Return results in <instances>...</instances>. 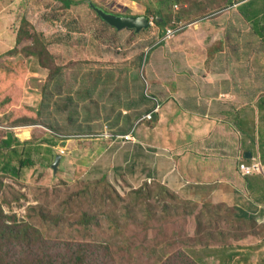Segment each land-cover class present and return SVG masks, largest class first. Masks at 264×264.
<instances>
[{"label":"rangeland","instance_id":"obj_1","mask_svg":"<svg viewBox=\"0 0 264 264\" xmlns=\"http://www.w3.org/2000/svg\"><path fill=\"white\" fill-rule=\"evenodd\" d=\"M90 1L117 15H148L151 24L139 31L106 24L103 11L93 8ZM158 1L81 0L67 7L60 0H0V34L5 36L0 38V69L8 76L14 71L18 80L2 79L0 140L11 131L25 141L20 148L27 146L28 150V141L40 146L39 152L33 151L35 166L26 168L19 179L3 178L5 184L0 185L3 264H37L39 258L49 262L53 255L56 264L66 257L68 263L70 254L77 252V246L70 243L82 240L102 242L113 251L111 258L105 250L91 249V264H159L185 246L190 247L187 250L196 264H264V223L235 217L236 209L228 204L202 203L175 191L179 198L165 191L158 201L154 194L160 181L148 179L149 170L145 171L151 163L141 166L132 160L133 156L137 162L151 158L150 152L143 153L137 146L139 135L158 121L143 118L157 101L186 107L192 91L220 102L224 94H203L197 92L198 86L219 84L222 54L237 47L250 52L251 47L250 26L243 16L249 10L239 5L243 0L233 4L228 0H181L169 3L168 8ZM159 8L170 13L167 28L173 33L162 36L161 26L154 21ZM24 29L36 31L51 58L31 53L39 47L29 35H23ZM206 71L213 76L207 77ZM13 84L18 86L11 89ZM232 117L241 122L235 111ZM129 124L136 129L138 141L123 142L117 138L119 134L113 137L111 132L106 135L117 139L108 140L100 133L104 125L119 126L122 132L123 125ZM257 128L261 138L250 149L255 152L260 143L262 153L264 109H260ZM222 129L233 137L230 124L221 125ZM90 130L97 131L87 134ZM224 137L217 124L204 130L193 146L195 168L203 159L220 169L222 157L227 169L231 164L236 168V162L251 163L242 155L227 154L222 147ZM57 153L62 158L54 172ZM181 163L191 169V160L182 157ZM238 168L236 182L250 183V175ZM259 174L264 175L263 170ZM214 176L235 182L226 170L214 171ZM236 182L243 197H248L247 189ZM88 186L94 195L85 193ZM139 187L144 188L141 194L135 192ZM164 203L169 207L162 213ZM42 207L52 214L47 220ZM187 208L191 213L183 227ZM90 209L98 220L86 226L79 218ZM196 219L202 221L201 229Z\"/></svg>","mask_w":264,"mask_h":264},{"label":"crops","instance_id":"obj_2","mask_svg":"<svg viewBox=\"0 0 264 264\" xmlns=\"http://www.w3.org/2000/svg\"><path fill=\"white\" fill-rule=\"evenodd\" d=\"M250 12L252 14L251 20L245 21L246 25L250 26L251 32L249 38L250 52L242 51L237 47L236 51L222 54L219 60L221 68L218 75L219 84L217 83V86H207L206 84L198 86L199 90L197 92L201 91L203 94L207 92L224 94L220 102L218 100L213 102L208 94L198 96L191 91V103L186 107H176L177 104L171 101L164 104L159 102L161 112H157L158 121L156 125H152L154 128L146 130L144 135L140 134L139 141L136 138L138 135L136 129L130 124L123 125L122 132L119 126L117 129L113 126L104 125L100 133L106 135V133L111 132L110 134L114 137L118 134L133 131L134 140L137 139L136 141L139 142L138 150L143 153H151V158L147 159L146 162L141 159L137 162L136 156H133L132 159L134 162L140 163L141 166L146 165L148 162L151 163V168L145 170H149L146 173L148 179L162 180L171 190L187 198L199 199L210 204H228L230 208L240 212L239 215H253L256 222L264 223V175H256L255 173L254 175H248L251 178L250 183L241 184L240 180L236 182V168L239 164L237 162L236 168L231 164L227 169L228 165L222 160L224 157L219 158L222 161V167L220 166V169H218L215 168V165L203 159L200 164H196L195 168V163L192 161L196 157L193 152L194 144L203 135L204 130L216 124L218 125V131L225 136L222 140V147L226 150V153L240 157L245 152H251L252 156H256L257 149L259 151L260 143L256 145L255 152L250 148L261 138L258 139L257 122L260 117V109H264V101H261L264 100V19H262L264 17V0H252ZM223 35L224 32L218 39ZM0 38L4 40L5 36L0 34ZM206 76L212 77L213 74L206 71ZM206 76H203V79L208 81ZM259 77L262 79L259 80ZM261 94H263L262 99H260ZM232 111H235V118L240 119L241 122L237 123L232 120ZM224 124H230L231 128L235 130L233 137L227 135V131L223 129L220 131L221 125ZM246 125L253 126L249 129L245 128ZM92 131L97 130H90L87 134L93 133ZM109 138L111 139V136L108 137V140ZM47 139L49 138H44V140ZM183 141L189 144L188 147L181 145L180 142ZM132 143H134L132 146L136 145L135 142ZM262 148V153L259 151V160H261L264 170L263 143ZM1 155H3L2 152H0ZM133 155H135V152ZM182 157H185L188 161L191 160V169L186 168L181 163ZM42 164H45V161ZM222 170L223 172L226 170L229 175L232 174L233 176L230 178H233L239 186L247 189L248 197L244 198L240 195L235 182L228 180L226 177L220 179L214 176V171ZM238 171L240 172L239 168ZM147 178L144 179L147 180ZM183 180L186 183H191V185L186 188L187 184H182ZM223 182L224 184H222ZM228 189L230 190L228 191ZM255 193L258 198L253 197Z\"/></svg>","mask_w":264,"mask_h":264},{"label":"trees","instance_id":"obj_3","mask_svg":"<svg viewBox=\"0 0 264 264\" xmlns=\"http://www.w3.org/2000/svg\"><path fill=\"white\" fill-rule=\"evenodd\" d=\"M60 1H62L64 6H67V7H70L73 4H78L81 2V0H60ZM180 1L181 0H168V2H167L166 0H159L158 2L161 4L165 3V7L168 8L169 3L173 5V4L178 3ZM228 2L230 4H233L234 2H237V1L228 0ZM251 3H252V0H245V1L243 0V2L239 4L240 6H242L241 9L249 10V12L245 13V14H243L241 11V13L245 17V19L248 21H250L251 17H252V14L250 12ZM90 4L93 8H95V9L98 8L91 1H90ZM155 13H157V14L154 15V21L156 22L157 25L161 26V30L163 33L162 36H163L167 32V27L169 26V22L171 21L170 13L165 14L161 8H159L158 11H156ZM146 16L149 17L148 15H146ZM102 19L106 24L109 23L104 18H102ZM24 34L29 35V37L31 39H33L34 44H37L39 47L37 50L32 51L31 52L32 54H35L38 56H42L43 54H47L49 56V58H51V53L47 49L43 39H41V37H39L36 34L35 30L31 31L29 29H24L23 35ZM18 41H20V38L18 39ZM59 70H60V68L58 67V68H56L55 72L59 71ZM8 78H15L17 80V75L14 71H12L10 73V76L5 75L2 72V70L0 69V95H1V93L5 87V85L3 84L4 80H2V79H8ZM17 86H18V84H13L10 87H11V89H15ZM142 99H144V98H142ZM262 101H264V100H262ZM157 102L159 103V101H157ZM157 102H156V104H157ZM156 104H155V106H156ZM155 106H154V108H155ZM153 109H151L150 111H153ZM156 113L157 112H153L151 119L157 118L158 115ZM23 143L24 142L21 141L18 137H16V135L14 133H12L11 131H8L6 137H3L0 140V152H2V154H3L0 156V159L2 160L0 163V171H1L0 172V185L5 184L3 181V178L15 177V178L19 179L22 177L23 171L25 170V168L35 165L34 159L32 158L33 157V151L39 152V148H40L39 144H33L31 141H28L27 144H29L30 146H29V149L27 150V146H22V148H20V146L23 145ZM242 156L245 160L251 159L250 157H246V152L243 153ZM247 175H252V174H247ZM102 179L105 180V178H102ZM146 181H148V180H146ZM159 181L160 182H158V183L161 185H159V190L155 191V194H154V196L158 199V201L161 199V196L165 191L170 196L175 197V198H179L178 194H176L173 190H171L168 186L165 185L166 184L165 182H163L162 180H159ZM145 184H147V183H145ZM182 184H187L186 188H188L191 185V183H186L184 180L182 181ZM222 184H224V182ZM89 188H90V186H88V188L86 190H84L85 193H86V191H89V195H94L95 194L94 191H90ZM139 188H136L138 190H136L135 192H138L139 194H141L142 190L144 188L143 187L140 189ZM230 189H228V191ZM107 190H111V188L110 189L107 188ZM238 192L243 197V195L241 194V191L239 190ZM102 195L103 194H101L100 196H102ZM100 196H98V197H100ZM186 196H188V195H186ZM70 200H71V197L69 199H66L65 202H63V204H68L70 202ZM96 200H97V197L94 198V201H96ZM146 200H148V199H146ZM202 203H208V202L202 201ZM208 204H210V203H208ZM203 206L206 207L205 204H203ZM168 207H169L168 203L162 204V209H161L162 213L164 211H166ZM192 209H193V207H192ZM43 210H45V208H43V207L40 208V211H41L42 215L44 216L45 220L48 219V216H50V215L52 216L51 212L46 213ZM186 210L187 211L185 214L183 227H185V225L188 222L186 215L191 213V210L189 208H187ZM193 212H194V209H193ZM238 213H240V212H237V213L235 212V214H233V215L239 219H245L246 221H249V220L255 221L256 220L255 216H253V215L246 214V216H241ZM3 214H4V210H3L2 205L0 203V218ZM95 218H97V220H98L97 213L92 212V209H90V211H88V210L83 211L81 217L79 218V221L83 222L86 226H88L92 221H95ZM59 221H60L59 218H57L55 220L56 223H58ZM196 222H197L198 229H201L202 221H200L199 219H196ZM36 232H37V229H36ZM72 242L73 243H70V244L77 246V252H73L70 254V257H68V260H69L68 263L66 262V259H67V257H66L63 259V261L60 264H91L89 261V253H90V250L93 248H95L97 250L98 249L105 250L109 257L114 258L113 251L111 250V247L110 246H108V247L104 246L102 242L93 241L94 243H91L88 240L72 241ZM188 248H190V247L185 246V247H180V248L176 249L169 256H167L164 260H162L159 264H196L191 259L190 252L187 250ZM231 260H232V258H231ZM2 262H3V259L0 258V264H3ZM57 262L58 261L56 259V256L54 257V255H53V256H50L49 262H45L44 258H39L37 264H56ZM229 264H232V262H230Z\"/></svg>","mask_w":264,"mask_h":264},{"label":"water","instance_id":"obj_4","mask_svg":"<svg viewBox=\"0 0 264 264\" xmlns=\"http://www.w3.org/2000/svg\"><path fill=\"white\" fill-rule=\"evenodd\" d=\"M99 10H102L100 8H97ZM103 11V18L108 21L110 24L118 27H131L135 28L136 31L142 30L144 25L148 26L150 24L149 18L146 15H137V16H128V15H117L113 13ZM252 154L251 152H247L246 156L250 157ZM62 158V155L60 153L56 154L55 160L52 163V168L54 169V172L57 171L58 165L60 163V160Z\"/></svg>","mask_w":264,"mask_h":264},{"label":"built area","instance_id":"obj_5","mask_svg":"<svg viewBox=\"0 0 264 264\" xmlns=\"http://www.w3.org/2000/svg\"><path fill=\"white\" fill-rule=\"evenodd\" d=\"M172 32H173V30L169 28L168 29V33H172ZM159 109H160V105L157 102V104H156L155 108L153 109V111H150V112L146 113L143 116V118H152L153 112H157V111H159ZM106 136L110 137L108 135H106ZM118 138H120L121 141H123V142H129V141H132L134 139L132 132H128V133H125V134H119ZM254 159H253V161H251V163L243 162V163L239 164V168H240L242 173L252 174V173H255V172H257V173L262 172L263 169H262V166H261L260 162L254 160Z\"/></svg>","mask_w":264,"mask_h":264},{"label":"clouds","instance_id":"obj_6","mask_svg":"<svg viewBox=\"0 0 264 264\" xmlns=\"http://www.w3.org/2000/svg\"><path fill=\"white\" fill-rule=\"evenodd\" d=\"M141 15H142V14H141ZM136 16H137V15H136ZM148 18H149V21H150V24H151L150 17H148ZM150 24H149V25H150ZM133 29H134V28H133ZM143 29H144V28H143ZM168 29H169V28H167V31H168ZM135 30H136V29H135ZM173 32H174V30H173ZM173 32H172V33H173ZM148 112H150V111H148ZM148 112H147V113H148ZM157 112H158V111H157ZM144 115H145V114H144ZM144 115H143V116H144ZM131 132H132V134H133V131H131ZM90 134H93V133H90ZM123 134H125V133H123ZM116 136H117V135H116ZM116 136H114V137H116ZM133 137H134V135H133ZM117 138H118V137H117ZM114 139H116V138H114ZM132 141H134V139H133ZM251 154H252V153H251ZM55 157H56V156H55ZM246 157H247V156H246ZM250 158H251V159H249V160H252V161H253V159L255 158L254 160L259 161L260 164H261V166H262V169H263V165H262V163H261V160H259L260 155H258V156H257V155H256V156H252V155H251ZM249 160L246 159V161H249ZM263 172H264V170H263ZM258 174H259V173H258Z\"/></svg>","mask_w":264,"mask_h":264}]
</instances>
